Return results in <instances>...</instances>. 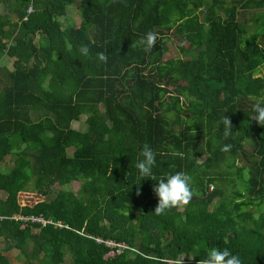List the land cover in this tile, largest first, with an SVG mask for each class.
Returning <instances> with one entry per match:
<instances>
[{"label": "trees", "instance_id": "16d2710c", "mask_svg": "<svg viewBox=\"0 0 264 264\" xmlns=\"http://www.w3.org/2000/svg\"><path fill=\"white\" fill-rule=\"evenodd\" d=\"M29 3L0 0V264L12 249L41 264H198L213 248L264 264V128L250 119L264 0H33L24 20ZM149 31L152 52L132 46ZM168 41L197 56L164 59ZM145 144L151 177L135 166ZM176 172L193 198L158 216L153 188ZM24 192L53 198L23 207Z\"/></svg>", "mask_w": 264, "mask_h": 264}, {"label": "clouds", "instance_id": "9594fccd", "mask_svg": "<svg viewBox=\"0 0 264 264\" xmlns=\"http://www.w3.org/2000/svg\"><path fill=\"white\" fill-rule=\"evenodd\" d=\"M159 38V34L154 31H149L144 37H141L132 46L143 47L145 53H150L156 46V42ZM80 53L84 56L89 55V48L86 45H81L79 49ZM99 61L107 63V55L103 52L97 53ZM253 112L255 113L250 117L252 121H255L260 127L264 128V103L256 102L253 104ZM223 134L225 137H229L232 132V121L228 116L222 118ZM222 151L227 152L230 150V145L224 146ZM140 157L136 163L139 175L141 177H151L153 175V169L156 165V153L153 149L145 144ZM192 177L183 172H176L175 174H169L166 179H160L158 184L154 186L153 191L158 198V204L155 208L154 214L164 215L172 209H180L189 205L193 198V191L191 188ZM140 195V192H137ZM198 264H242L239 256L234 255L227 248H213L209 250L206 258L200 259Z\"/></svg>", "mask_w": 264, "mask_h": 264}, {"label": "rangeland", "instance_id": "374dc122", "mask_svg": "<svg viewBox=\"0 0 264 264\" xmlns=\"http://www.w3.org/2000/svg\"><path fill=\"white\" fill-rule=\"evenodd\" d=\"M256 10H253L251 12V14L247 15L248 17L253 15V13H255ZM16 18H14L15 20ZM81 20V15H80V12L76 9V6L75 4L71 5V6H68L67 8V14L66 16L64 17V21H66V23H74L76 26L79 25V22ZM187 45V44H186ZM197 56V52L194 51V50H191L189 51L188 53L186 54H181L179 52V49L178 47L174 44V42L172 41H168L166 44H165V53H164V59H172V58H178V57H182L183 59H192L194 57ZM9 69H12V64L9 65ZM260 70H258V76H263L264 77V67L261 66L259 68ZM254 99H256L257 101H261L263 102L264 101V91L262 92V95L260 97H254ZM84 116H83V120L79 123H75L73 126L76 128V129H79V130H85L86 128V125L84 124V119L86 117V113L87 112H84ZM40 116V114H35L33 116V118L36 120L38 119ZM246 146L248 148H250V143H246ZM252 146V145H251ZM73 152L72 149H68L67 150V153L69 155H71ZM13 166V159L11 156L7 157L5 159V162L3 164V167L5 169H9ZM79 186H80V183L75 181V182H72L71 185H70V188L74 191V192H78L79 190ZM55 190H57V188H54ZM0 196L4 197V194L2 192H0ZM53 196L51 197H48L47 199H52ZM46 198H44L43 196L41 195H38V194H35L34 192H24L21 194L20 196V204L21 206H29V207H36V206H40L41 204H43V201H45ZM46 199V200H47ZM36 231V230H34ZM3 247V243L0 242V250L2 249ZM113 252H111L110 254H112ZM11 264H41L40 260H34V261H29L28 258H26L19 250L17 249H12L11 251L7 252L5 254ZM152 260H154V258L152 257L151 258ZM65 263L66 264H71V257L69 255H67L66 259H65ZM141 261V260H140ZM138 261V262H140ZM151 264V263H150Z\"/></svg>", "mask_w": 264, "mask_h": 264}, {"label": "built area", "instance_id": "2783aa9c", "mask_svg": "<svg viewBox=\"0 0 264 264\" xmlns=\"http://www.w3.org/2000/svg\"><path fill=\"white\" fill-rule=\"evenodd\" d=\"M29 1H30V3H29V5H28V7H27V16L24 17V20H27L28 15L31 14V13L34 11V8H33V5H32V1H33V0H29ZM20 219H21V218H20ZM22 220L25 221V222H29V221H31V222H39V223H42V225H46V224H48V223H50V224H54L53 221H51V220H46V219L43 218L42 216H34V215H30V216H27V217H23ZM58 225L61 226L60 223H58ZM94 240H95L96 242H99V243L103 242V243H105L107 246H109V247H111V248L116 247V246H118V247H122V248H123V247H126V246L121 245V244H116V243H114L113 241H103L102 239H98V238H96V239H94ZM118 252H119V251H118Z\"/></svg>", "mask_w": 264, "mask_h": 264}, {"label": "crops", "instance_id": "0c3cea01", "mask_svg": "<svg viewBox=\"0 0 264 264\" xmlns=\"http://www.w3.org/2000/svg\"><path fill=\"white\" fill-rule=\"evenodd\" d=\"M0 8L2 9L3 6L2 7L0 6ZM12 62H13V60H11V62L9 63V65L12 64ZM9 65H8V67H9ZM10 70H13V65H12V69H10ZM33 114L35 115V112Z\"/></svg>", "mask_w": 264, "mask_h": 264}]
</instances>
